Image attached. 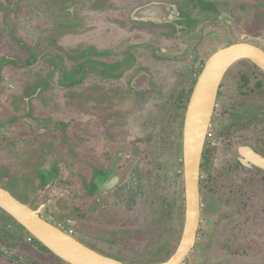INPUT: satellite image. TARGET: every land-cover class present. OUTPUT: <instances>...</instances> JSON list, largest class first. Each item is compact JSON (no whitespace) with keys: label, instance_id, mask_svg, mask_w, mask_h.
Segmentation results:
<instances>
[{"label":"rangeland","instance_id":"obj_1","mask_svg":"<svg viewBox=\"0 0 264 264\" xmlns=\"http://www.w3.org/2000/svg\"><path fill=\"white\" fill-rule=\"evenodd\" d=\"M44 1L46 5L48 0ZM180 1L185 8L192 4V9H204L200 0ZM232 1L234 0H215L219 8H214L207 15L204 14L206 17L198 19L199 23L192 22L189 18L188 20L179 18L175 27L174 25L158 27L152 25V21L150 25L146 23L132 25L128 21V10L108 11L105 19L113 24L118 23L116 25L118 29L114 31L112 28L109 32L105 31L104 19L100 22L99 17L97 18L98 9L91 16L92 19L86 24L85 29H79L80 22L66 19H56L53 27L46 29V23H41L45 20V16L40 12L42 0H0V187L32 208L36 209L39 204L44 205L40 215L64 231L72 230L74 232L72 235L76 239L102 254L136 264H152L169 257L179 242L184 214L182 133L178 128V119L174 116V110L180 113L182 106L173 103L176 92L180 87L182 92L191 91L205 60L217 49L245 40L264 48V0H235V9L231 13L232 7L229 5ZM145 2L156 3L155 0ZM168 3L174 4L172 1ZM208 3H212V0ZM86 11L87 9L85 13ZM213 15L220 17L218 20L211 19ZM211 20L213 23L209 22ZM49 27L51 25H48ZM121 28L123 29L121 32H116ZM136 31H141L142 34H137ZM169 33L170 36H164ZM88 36H92L93 39L97 37L101 44L114 45L115 48H121L123 44L125 47L128 46L129 36H136L139 39L134 41L135 44H143V40H149L153 42L154 48L169 47L171 51L169 54L157 52L154 56V51L148 52V59L142 64L158 77L169 73L168 79L173 83L172 86L176 87V91L170 95L169 104L160 106L147 104L143 108L133 105L129 109L132 115H135L133 117L135 124L143 127L147 123L146 125L150 126L149 134L139 137L137 159L140 165L144 164L147 167L145 169L150 171L151 176L154 175V188L148 193H141L142 197L137 201L135 199V203H131V200H128L129 204L125 202L122 204V201L110 203L102 208L98 207L91 215L87 211L86 217L90 216V219L77 217V214L81 213L75 214L73 205L80 207L81 204H77L74 198L70 201L66 199L67 203H74L70 204L69 210L66 201L63 204L55 202L56 194L51 197L55 199L53 204L46 200L43 194L46 193L44 189L47 185H44L42 180L59 164H62L64 170L70 158L81 157L83 148L79 145L82 147L86 144L88 139L85 137L89 133L86 132L84 136L83 128H79L80 123L76 122L77 130L80 131H74L72 134L79 144L76 143L79 149H71L70 153L64 148L61 149L62 144L57 141V132L44 143V139L41 138L38 141L30 140L31 137L28 135H31L32 131L26 130L27 125L36 133L40 126L49 124L47 119H53L50 112L53 105H49L48 113H42L36 108L38 104L45 103L47 90L61 86L65 82L82 84L88 79L89 74H85V71L94 69L93 67L86 69L91 63L88 58L79 60L80 67L71 70L63 68L60 64L66 59L75 62L76 60L70 58L71 53L80 50L84 44L90 46ZM115 38L117 40L115 44L110 42ZM152 38H155V41ZM57 40L63 41L67 46L60 47ZM46 50L49 52H45ZM132 50L135 51L136 47ZM165 55L173 59L168 61ZM128 59L126 57L123 59V65L126 67L134 62L135 58ZM92 63L101 64L97 61ZM37 65L45 68L41 71ZM103 67L110 73L117 74L116 68L111 69L104 64ZM172 70L173 73H170ZM227 72L228 74L230 72L232 77L239 76L237 86L241 84L243 89L251 93L252 104L245 100L239 104L242 105L240 109L249 105L264 106V75L254 67V64L243 59L233 64ZM120 73L121 70L118 71V75ZM225 78L227 79L228 75ZM124 79L125 83L129 79L125 73ZM236 80L237 78H234V81ZM98 81L99 79L91 85L83 83L79 90H72V98L69 92L66 94L68 98L74 100L73 111L70 112L76 115L75 119L77 120L81 114L84 124L85 119L90 117L92 120L90 126L93 125L94 119L102 114L107 116L108 112L125 114L130 112L121 109L122 101L115 103L113 99H109L107 89ZM235 92L238 96V91ZM123 98L126 100L127 95ZM117 105L120 109H113ZM146 107H155V121L146 118L144 114ZM83 112L89 113V116H82ZM135 112L139 114H133ZM37 119L41 121L38 123L40 126L37 124L32 126L25 122L27 120L35 123ZM129 119L132 120V117ZM116 124L118 130H125L122 122ZM104 125L108 127L106 123ZM97 144H100L98 139ZM104 145L108 146L109 143L105 142ZM224 145L222 144L223 148ZM215 153L218 155L219 151ZM207 161L208 164L201 168L200 173V197L205 208L203 206V210L202 208L200 210L202 219L199 222L194 246L182 264H264V207L261 200L263 191H260L261 195L255 192L257 198L252 199L244 196L242 192L237 193V189L242 187L241 183L233 184V179H228L229 175L225 170L221 171L215 165L212 155ZM147 163L157 165L151 168ZM44 165L47 166V172L42 170ZM66 172L65 177L67 180L70 178V182L66 184L72 185L65 192L61 190V193L64 195L77 193V188H82L80 174L74 169ZM150 178L144 183L149 182L151 185L154 179ZM233 192L236 195L235 201L231 198ZM217 195L221 197L223 205L215 202L213 196ZM61 196L58 198H62ZM57 203L59 206L54 211ZM224 209L229 210V213L241 212V222L226 229V223H221L223 216H227ZM214 210L223 212L219 223L212 215ZM223 234L224 238L218 242L221 247L217 249L215 245L217 246L216 242L219 240L218 235ZM4 250L16 252L17 256L34 264H67L49 252L0 209V264H15L13 260L6 258Z\"/></svg>","mask_w":264,"mask_h":264},{"label":"flooded vegetation","instance_id":"obj_2","mask_svg":"<svg viewBox=\"0 0 264 264\" xmlns=\"http://www.w3.org/2000/svg\"><path fill=\"white\" fill-rule=\"evenodd\" d=\"M88 1L89 0H48L47 4L45 5L46 2L42 0L43 5L40 7V12L45 16V20H44L45 22L43 21L41 23L42 24L46 23L47 25L46 29H50L54 25L56 19L59 20L66 19L72 22L81 21L83 19L82 17L85 11V6ZM143 1L145 2V0ZM143 1H141V3ZM155 1L156 3L148 4V2H145L143 4L141 3L137 4L138 6L137 5L132 6L130 9H128L129 11V14L127 16L128 21L132 25L135 23H146L150 25V22L152 21L153 23L151 24L152 25L155 24L158 27L170 26V25H174L175 27L177 26L176 21L180 20L179 18H184L187 20L189 18L190 21L192 22L194 21L197 23L198 19L202 20L203 18H205L206 17L205 15H207V13L209 14L210 11H212L214 8H219V5L217 4V2H215V0H212V3H208L210 0H208L207 3L206 0H200L199 2L201 6L204 7V9L202 10L192 9L193 8L192 4L188 5L185 8L183 5H181L180 0H155ZM168 1L169 2L172 1L174 2V4L168 3ZM197 3L198 2H196V4ZM235 3L236 1L234 0L232 1V4L229 5L232 7L231 13L232 10L235 9ZM147 4L150 5V8H148L144 12L147 15H144L143 18L137 17L135 15L136 10L147 6ZM152 4H154L153 7H151ZM50 15L52 16L49 17ZM219 17L220 15L218 16L213 15L211 16V19L213 18L218 20ZM154 19H158V20H154ZM209 22L213 23V20ZM49 24H51V27L48 28ZM187 30L188 27H186V31ZM170 35H171L170 33L169 35L164 34V36L166 37ZM244 42H250V40L247 41L245 40ZM137 45L139 44H134L132 45V47H137ZM261 48L264 50L263 47ZM166 51H160V53L165 54ZM127 52H129V50H127ZM127 52L125 54H127ZM169 52H170V48H169ZM165 59L168 60L173 58L169 56L167 57L166 55ZM254 67L259 71H261V73H263L264 75V72L262 70H260L255 65ZM138 69L139 72L147 73L148 71L147 68L143 67V65L139 66ZM227 71L224 74L222 81L220 83L215 100L213 113L211 116V121L206 133V141L204 144L201 163H200V173H201V168L202 167L204 168V165L208 164L207 160L212 155L214 163H216L215 165L219 167L221 171L225 170V173L229 175L228 179L230 180L233 179L232 180L233 184H235V182L241 183L242 187L237 189V193L242 192V194L244 193V196H247V198L252 199L254 197L257 198V194L261 195L260 191H263L262 194L263 197L261 200L263 201V207H264V106L262 107L260 105L259 106L249 105V107L246 108L244 107L243 109H240V106L242 105L239 104H242V102H244L245 100H249V103L252 104V100L250 98L252 97L250 96L251 93L250 91L243 89V87H241V84L240 86H237L238 83L236 82L239 81L238 79L239 76L235 75L234 77H232L230 76V72L228 74ZM240 73L243 74V72ZM226 75H228L227 79L225 78ZM148 78L150 85L147 89L149 90L150 94L149 95L147 94L146 97L144 96V94L148 92V90H145L146 92H143V90L136 91L137 95L140 96V100H142L144 96L147 104H152L155 106H160L162 103L163 105L169 104L171 100L170 98L171 93L176 91V87L172 86L173 83L170 81H166L165 80L166 77H158L153 73L149 74ZM234 78H237V80L234 81ZM259 86L262 88L261 85ZM259 86H257V88ZM191 91L186 90L182 92V88L180 87L178 92H176L177 94L173 101L174 104L176 105L180 104V106H182L180 113L174 110V116L178 119V128L180 130V133L183 132L184 117ZM235 91H238L239 93L238 96H236L237 92ZM155 98L160 99L162 103L159 101L157 103L152 101ZM253 102L257 103L256 101ZM153 121H155L154 118ZM144 132H145L144 128L140 127V129L137 132L138 136L141 137L142 136L141 134H143ZM124 133L127 134L125 130L121 131V135H124ZM139 137H134L130 139V141H128L129 142L128 145L127 142L125 143L124 141H122V144H120L122 140L120 136V132L117 131L116 134L112 132V136L110 135L106 139V142L109 143V147L106 146L107 148L103 150L104 151L102 158L103 162L100 163L101 164L100 167L96 165L97 161H93V160L91 161L92 164L94 163L93 168L91 170L93 178L95 179L96 177L100 176L103 179H107V182L110 183L109 186H115V189L111 191V193L100 194L101 195L100 200L102 204L101 208L104 207V205L107 206V204L110 203L116 204V203H120L121 201L122 204H124V202L126 204H129L128 200L129 201L131 200L132 203L134 202L135 199H136L135 201H137L142 197L141 193H145V192L148 193L150 189L154 188L155 185V178H153L154 175L151 176L150 171L145 169L147 167H145L144 164L140 165V162L137 159ZM112 140H114L115 142H113ZM222 144H225L224 148ZM115 150L116 151L119 150L118 152L120 154L118 153V157H116L117 154H115ZM215 151L216 152L219 151V154L217 155ZM124 153L126 155L125 161L118 162L117 160L121 159V155ZM181 153H182V137H181ZM255 156L260 158V160L258 161L260 164L255 161ZM147 165H150L151 168L152 167L154 168V166L157 165V163H147ZM75 171L77 172V170ZM149 177L154 179V182H151L152 183L151 185L148 184L149 182H147L146 184L144 183L146 181H149L148 180ZM121 178H123V180L125 181L121 182L120 181ZM86 179L88 180L89 178ZM56 183L57 182L52 183L53 187H56ZM56 189L59 192L62 190L58 186ZM59 192H56V194H58ZM199 192H200V177H199ZM255 192L257 194H255ZM116 193H117V198L112 199L113 194ZM60 194L63 193L60 192ZM96 194L97 193L94 192V190L91 193L89 192V195L91 197H95ZM108 196H110V198ZM235 196L236 195L233 192L231 198L234 199ZM213 197L215 198L214 199L215 202H218L219 205H223L221 197H218V195L216 196L218 198H216L215 196ZM249 199L246 200L249 201ZM74 201H77V198H74ZM81 202L83 203V200H81ZM203 206L205 208V205L201 203V197H200V210ZM73 210L76 212L75 214H77V212L81 213L79 215L77 214L78 218L79 217L87 218V219L91 218L90 216L86 217V215L84 214L85 212L82 209V205L80 207L79 206L76 207L75 205H73ZM224 210L226 211L227 216L225 215L223 216L221 223H226V229L235 226L237 222L238 223L241 222V217H242L241 212L236 214L235 212L229 213V210L226 209ZM48 212L50 214V211ZM221 213H223L222 210L212 211V215L216 217L217 223L220 222ZM42 217L44 218L45 216ZM201 219H202V214L200 213L199 222L201 221ZM218 236H219V240L216 242L217 246L215 245V247L217 249H220L221 244L218 242L220 241V239L224 238V234ZM3 252L6 258L8 260H13L15 264H34L32 262L24 260L20 256H17L16 252H11V251L6 252L5 250Z\"/></svg>","mask_w":264,"mask_h":264},{"label":"crops","instance_id":"obj_3","mask_svg":"<svg viewBox=\"0 0 264 264\" xmlns=\"http://www.w3.org/2000/svg\"><path fill=\"white\" fill-rule=\"evenodd\" d=\"M141 1L143 0H124V1L123 0H89L85 6V9H87V11L86 13L84 11L85 15L83 14V17H82L83 19L81 21H75V22L76 23L80 22V25H81V26L79 25L80 30L85 29L86 24L92 19L91 16L98 9L97 18L99 17L100 22L101 20L104 19L103 23H104L105 31L111 32L112 28L115 31L116 29H118V27L116 26L118 23L113 24L110 21H108V19H105L104 17L105 15H107L108 11L115 12L119 10H128L132 6L139 4ZM103 10L105 11L103 12ZM122 30L123 29L121 28L120 30H117L116 32H121ZM136 32L137 34H140V35L142 34L141 31H136ZM130 35H133V34H130ZM88 37L91 42L90 43L91 47L87 44H84L80 47V50H78L77 52L71 53L70 58H73L76 61L74 62V61H70L66 59L64 60V62H60V64L63 65V68H66L67 70H71L73 68L75 69L76 67L78 68L80 67V64L78 61L82 59L86 60V58H88L91 61V63L86 66V69L88 67H93L94 69H87L85 71V74H89L87 76L88 79L84 80L83 82L85 85L86 84L91 85V83L93 84L94 81L96 82V80L99 79L98 81L99 84L101 86L103 85L104 88L107 89V97L109 99H113L115 103L122 101V104L120 106L122 107L121 109H124L125 111H130L129 109H131L133 105H136L137 107L142 106V108L143 106L145 107L147 105V102L144 96L147 97V94L148 95L150 94L149 90L147 89L150 85L148 77H149V74H152V73L154 74V72L150 69H147L148 70L147 73L139 72V69L136 70V68H139V66L143 65L142 64L143 61H146L148 59V55H147L148 52L152 53L154 51L155 55H157V52L160 53V51L167 50L165 54H169L171 52V51L169 52V48L168 47L163 48L162 46H158L157 48H154L152 44L153 42H150L149 40H143V44L137 45L136 50L134 51L132 50L134 48L132 47V45L135 44L134 42L135 40H139L136 36H129V39L127 41L129 43L128 46L125 47V44H123L121 48H115L114 45L106 46L104 44H101L98 41L97 37H95L94 39L92 36H88ZM152 40L155 41V38H152ZM58 42H59L60 47L67 46V44L61 40H57V43ZM110 42L115 44L117 40L115 38L114 40ZM125 50L126 52L127 50H129V52L125 54L126 53ZM47 51L49 52V50H46L45 52ZM125 57L129 58L128 60H131V58H135L134 62H132L129 66L124 67L123 59ZM92 61H97L101 64L98 65V63L97 64L92 63ZM168 61H171V59H169ZM103 64L107 65L108 67H111V69L116 68L117 74L110 73L106 69H103L104 68ZM36 67L38 69H42L41 71H43V69L45 68V66H38V65ZM119 70H121V73L118 75ZM124 73L126 74V76L129 77L126 83L124 79ZM170 73H173V70ZM168 74L169 73H166L165 75L160 76V77H166L165 80L170 81V79H168ZM82 84L65 82L61 86L54 87V89L47 90L48 94L46 95L45 103L38 104L36 108L42 113H48L49 105H53L52 110L51 111L49 110L51 112V115L53 116V119H47L49 124L45 126H40V124L38 123L41 121H38V119H37V122L35 123H30L27 120H25V122L32 126L34 124H37L40 126V128H38V130H36V133H35V131H33L30 127L26 125V130L28 132L32 131L31 135H28V137L29 136L31 137L29 138L30 140L38 141V139L41 138V139H44V143H45L47 138H49L50 136H53L55 132H57L56 133V136H58L57 141L62 144L61 149L64 148L67 151H70L71 149H79L77 146L78 142L75 140V138H73V134H72L74 131L75 132L80 131V130H77L78 128L76 127V122L80 123L79 128H83L82 130L84 131H82L83 132L82 134H84V136L86 132L89 133V135L85 137V139H88L86 141V144L82 145V147H81V144L80 145L78 144L80 148H83L81 157L73 156L72 157L73 159L70 158L69 163L67 167L64 168V170L62 169V166H61L62 164H59L58 167L55 168L54 170L48 169L50 170V172L46 175L48 178L44 176L42 180H43V184L47 185L45 186V189H44L46 193L43 195L46 198V200L52 202L51 204H53V200L55 199H56L55 202L59 201L61 202L59 204H63L65 203L67 198L69 201L71 198H77V204L82 205V209L85 212L84 214L86 215V212L88 211L89 214L91 215L92 213H94L95 209H97L98 207L101 208L102 206L101 200H100V197H101L100 194L101 193H111V191L115 189V186H109L110 183L107 182V179H103L100 176L96 177L95 179L93 178L91 170L93 168L94 163L92 164L91 161L92 160L97 161L96 165L100 167L101 165L100 163L103 162L102 161L103 152H104L103 150L107 148L104 144L106 142V139L110 135L112 136V132H114V134H116L117 131L120 132V136L122 139L120 144H122V141H124L125 143L127 142V145H128L129 143L128 141H130V139L134 137H139L137 132L140 129V125L134 123V120H133L134 115H132L131 111L129 112L130 115L129 113L125 114V112H122V113L108 112L109 114L107 116H103V114L102 115L100 114L101 115L100 117H98L97 119H94L92 126H90V123L92 121L90 117H87L85 119L84 124L82 122L83 119H81V116H80L81 114L77 117V120H76L75 119L76 115H74L72 112L73 111L72 106L74 105V100H71L70 98H68L66 94L69 92L70 97L72 98L73 96L72 90L74 89L79 90ZM140 90H143V92H146L145 90H148V92L144 94L142 100H140V96L137 95V92H136ZM115 91H119L121 93L119 94V93H116ZM125 95H127L126 100L123 98V96ZM152 101L157 103L158 101H160V99L155 98ZM161 105H163V103ZM120 106L118 105L114 106L113 109L115 110L120 109ZM144 109L146 110V111L144 110L145 111L144 114L146 115V118L153 119L154 114H155V107H149V108L146 107ZM70 110L72 111L70 112ZM138 111L139 109L137 110V112ZM137 112L133 114H136ZM45 115H48V114H45ZM85 115L89 116V113L83 112L82 116L85 117ZM131 117H132V120L129 119ZM119 122H122L124 124V129L127 134L124 133V135H121V130H118V128L115 127V125H117L116 123H119ZM105 123L108 125V127L104 125ZM146 124H144L142 127L144 128V131H145L143 134H141L142 136H146L147 133L149 134L150 126H147ZM89 126L90 128H88ZM33 134L35 135L34 137H32ZM97 139L99 140L100 144H97ZM112 141L115 142L114 140ZM127 145H124V146H127ZM54 149L57 150L55 147ZM118 151L119 150L117 151L115 150V154H117L116 157H118V153H119ZM125 153L121 155V159L117 160L118 162L125 161V158H126ZM46 167L47 166L44 165V168L42 169L44 172H47ZM69 169H72V170L74 169L78 171V173L80 174L79 178L82 179V188L76 187L78 189L77 193H72L70 195L60 194L61 191L59 192L56 189L57 186L60 187L62 190H64L63 192H65L66 187L70 188L72 185L70 183L66 184L67 182H70L69 181L70 178L69 180H67V178L65 177V175L67 174L66 171H68ZM86 178H89V179L87 180ZM120 181L124 182L125 180L121 178ZM53 182H57L55 188L52 185ZM93 190L94 192L97 193L95 197H91L89 195V192L91 193ZM56 192H59V193L56 194ZM55 194H56V198L55 199L51 198L52 195H55ZM59 196H61L62 198H58ZM108 197L110 198V196ZM113 198H117V193L113 194L112 199ZM81 200H83V203L81 202ZM70 204L72 205L73 202L67 203L68 210L70 209ZM39 206H41V204H39L38 207ZM58 206L59 205L57 203L54 206L55 208L53 210L55 211L58 208Z\"/></svg>","mask_w":264,"mask_h":264},{"label":"water","instance_id":"obj_4","mask_svg":"<svg viewBox=\"0 0 264 264\" xmlns=\"http://www.w3.org/2000/svg\"><path fill=\"white\" fill-rule=\"evenodd\" d=\"M152 4L151 7H153ZM150 5L136 10L143 18ZM158 15V14H156ZM158 20V19H154ZM249 60L264 72V50L250 42H234L214 51L205 60L186 107L182 132L184 214L179 242L166 259L152 264H182L194 246L200 219V163L216 96L226 71L240 60ZM259 157L255 161L259 163ZM260 164V163H259ZM44 206V205H43ZM0 187V209L49 252L68 264H136L123 262L85 245Z\"/></svg>","mask_w":264,"mask_h":264},{"label":"built area","instance_id":"obj_5","mask_svg":"<svg viewBox=\"0 0 264 264\" xmlns=\"http://www.w3.org/2000/svg\"><path fill=\"white\" fill-rule=\"evenodd\" d=\"M67 233H69V234H71L72 235V230H68V231H66Z\"/></svg>","mask_w":264,"mask_h":264}]
</instances>
